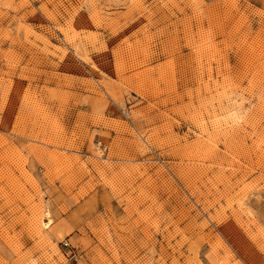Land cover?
Segmentation results:
<instances>
[{
    "label": "rangeland",
    "instance_id": "374dc122",
    "mask_svg": "<svg viewBox=\"0 0 264 264\" xmlns=\"http://www.w3.org/2000/svg\"><path fill=\"white\" fill-rule=\"evenodd\" d=\"M0 264H264V0H0Z\"/></svg>",
    "mask_w": 264,
    "mask_h": 264
}]
</instances>
